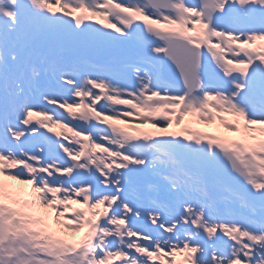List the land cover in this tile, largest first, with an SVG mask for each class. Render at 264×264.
Returning a JSON list of instances; mask_svg holds the SVG:
<instances>
[{"label":"snow or ice","instance_id":"1","mask_svg":"<svg viewBox=\"0 0 264 264\" xmlns=\"http://www.w3.org/2000/svg\"><path fill=\"white\" fill-rule=\"evenodd\" d=\"M0 264H264V0H0Z\"/></svg>","mask_w":264,"mask_h":264},{"label":"rangeland","instance_id":"2","mask_svg":"<svg viewBox=\"0 0 264 264\" xmlns=\"http://www.w3.org/2000/svg\"><path fill=\"white\" fill-rule=\"evenodd\" d=\"M96 19H99V18H96ZM93 23L95 22L92 21ZM230 118V117H229ZM116 123H120L119 121H116ZM197 127H199L201 130L203 131H208V132H216V131H220V132H224L226 135H229V136H236L237 134L236 133H230V132H227L222 125H219V122H217L216 124H213V125H203V124H199V125H195ZM145 128H148L150 129V126H143ZM59 131V129H57ZM182 259V256L180 254H177L176 256V260L177 261H180Z\"/></svg>","mask_w":264,"mask_h":264},{"label":"water","instance_id":"3","mask_svg":"<svg viewBox=\"0 0 264 264\" xmlns=\"http://www.w3.org/2000/svg\"><path fill=\"white\" fill-rule=\"evenodd\" d=\"M164 69H165L166 72L168 71V69H172L175 72L174 79H176V80H180L181 79L180 76H179V69L176 68V66H175V64L173 62L169 61L168 66H166ZM181 82H182V80H181Z\"/></svg>","mask_w":264,"mask_h":264}]
</instances>
